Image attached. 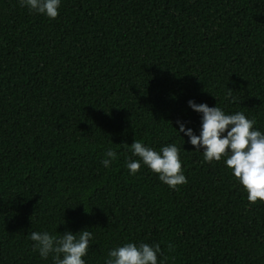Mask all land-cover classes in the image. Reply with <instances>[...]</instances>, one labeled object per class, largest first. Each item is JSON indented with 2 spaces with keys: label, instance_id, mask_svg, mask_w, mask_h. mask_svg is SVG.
<instances>
[{
  "label": "trees",
  "instance_id": "trees-1",
  "mask_svg": "<svg viewBox=\"0 0 264 264\" xmlns=\"http://www.w3.org/2000/svg\"><path fill=\"white\" fill-rule=\"evenodd\" d=\"M189 99L264 132V0H61L51 20L0 0V264H50L26 234L85 228L86 264L126 242L164 264H264V204L174 132L198 134ZM133 140L182 144L187 183L129 176Z\"/></svg>",
  "mask_w": 264,
  "mask_h": 264
},
{
  "label": "clouds",
  "instance_id": "clouds-1",
  "mask_svg": "<svg viewBox=\"0 0 264 264\" xmlns=\"http://www.w3.org/2000/svg\"><path fill=\"white\" fill-rule=\"evenodd\" d=\"M18 2L20 7L30 13L50 20L58 16L61 6V0ZM225 96L227 98L230 93ZM186 104L199 114L198 134H194L190 127L185 126L186 122L179 119L175 122V134L181 138L180 133H183L192 151L201 153L205 163L223 161L230 176L246 194L249 204H264V132L254 127L256 121L241 111L226 113L216 103L209 107L189 99ZM181 145L178 147L175 143H168L155 150L140 140H133L130 145L120 144L122 149L130 153L124 164L129 176L136 175L143 165L173 191L187 183L181 167ZM117 158V152L109 147L103 152L100 163L107 169ZM26 235L31 241L32 250L41 260H50V264H86L89 242L93 239V233L87 228L75 233L65 230L63 233L55 231L50 234L45 230L32 231ZM167 249L169 252L174 251L175 245L168 244ZM165 259L159 243L126 242L109 248L102 264H164Z\"/></svg>",
  "mask_w": 264,
  "mask_h": 264
}]
</instances>
